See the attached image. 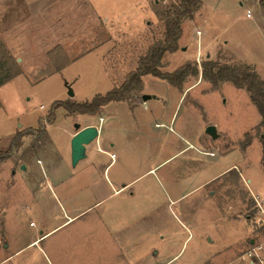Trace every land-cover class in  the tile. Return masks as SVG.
Instances as JSON below:
<instances>
[{"label": "rangeland", "instance_id": "1", "mask_svg": "<svg viewBox=\"0 0 264 264\" xmlns=\"http://www.w3.org/2000/svg\"><path fill=\"white\" fill-rule=\"evenodd\" d=\"M200 1L197 11L182 21L178 48L164 54L161 67L162 71L171 72L185 60L194 61L198 64V75L188 76L180 87L145 75L141 88L133 92L131 99H140L143 93L166 94L165 106L170 110L178 102V91L191 86L180 101L177 121L190 137H197L196 141H200V136L205 138L200 149L206 154L197 153L195 161L186 163L181 155L165 166L176 170L179 166L181 172L190 170V178L180 186L182 191L192 189L224 167L234 164L236 169L212 185L197 186L170 204L169 200L175 196L168 194L159 180L161 191L150 176L142 177L141 182L154 191L158 200V206L150 208L146 219L148 239H153V231L157 236L153 241L159 250V254L143 258L142 264H163L167 260L166 264H229L235 258L231 264H259L260 259L264 261V215L261 213V209L264 210V126L257 129L260 114L245 89L236 88L230 82H221L212 88L208 81L201 79L200 63L207 59L228 64L243 62L255 65L264 79V0H242L250 8L252 19L241 15L242 7L236 0ZM155 2L170 5L177 0L74 2L66 20L68 33L58 34L67 43L60 41L53 49L41 51L38 47H48L49 38L56 37L44 34L45 44L30 47V53L38 59L32 60L29 66L20 64L19 56L14 55L0 34L4 46L24 74L0 88L4 106L0 107V264H47L43 252L33 244L43 219L37 209L27 206L34 188L31 185L33 173L24 174L23 171L29 172L31 160L52 151L48 135L54 141L55 150H60L64 144L63 131L71 117L64 107L58 106L53 109V121L46 122L54 101L81 102L97 93H105L110 88L105 70L120 80L135 67L147 46L162 38L164 25L151 9ZM94 4L99 10L94 9ZM56 22L59 26L62 21L58 18ZM55 25L54 21L52 26ZM78 30L80 34L76 33ZM78 37L80 45L76 49ZM103 44L104 49L88 53ZM71 48L73 51L69 50ZM198 51L201 52L199 56ZM67 52L72 57L80 55V60L70 62ZM60 58L69 63L60 71L45 76L54 70L55 65L50 63ZM69 89L74 91L73 97L69 96ZM209 125L216 128L217 138L205 134ZM18 133H24L19 145L1 158ZM246 140L250 142L243 147ZM21 164L25 165L23 171ZM250 188L263 200L252 195ZM210 190L216 194H210ZM48 193L43 207L52 218L51 224L61 223L62 206ZM228 201L236 202V206L232 207ZM20 205L28 209L20 213ZM32 221L35 226H31ZM67 229L63 227L52 236L53 254L47 255L53 264H69V258L79 254L75 244L85 242L90 234L82 225L80 236L72 231L67 233ZM22 249L25 250L19 253ZM253 249L257 255L250 257V263L244 254ZM93 256V262L102 264L104 257ZM76 259V256L71 257L72 264Z\"/></svg>", "mask_w": 264, "mask_h": 264}, {"label": "crops", "instance_id": "2", "mask_svg": "<svg viewBox=\"0 0 264 264\" xmlns=\"http://www.w3.org/2000/svg\"><path fill=\"white\" fill-rule=\"evenodd\" d=\"M74 2L78 3L80 0H0V34L14 55L19 56L20 64L29 66L32 60L38 59L30 53V47L37 48L35 46L37 43L45 44L46 39L42 38L44 34L56 37L49 38L48 47H38L41 51L44 49L47 52L49 47L53 49L52 47L60 41L67 43L66 39L58 37V34L68 33L66 20L70 16L69 12L72 13ZM236 4L242 7L241 15L246 17V10L250 8L246 7L242 0H236ZM93 7L97 11L98 7L95 4ZM58 18L62 21L59 26L56 22ZM246 18L252 19L254 16L251 13V17ZM54 21L56 25L52 26ZM76 33L80 34V30ZM76 41L77 49L80 38H76ZM101 47L104 49L105 44L95 47L88 53ZM69 50L73 51V48ZM200 53L198 51L197 56ZM66 55L70 62L80 60V55L72 57L68 52ZM63 61V58H60L50 65H62ZM105 72L110 80V88L119 85L124 79V77L120 80L115 79V76L108 71L105 70ZM53 73L54 70L49 71L45 76ZM22 75L24 76L23 73ZM13 80L15 78L8 82ZM190 88L191 86H188L184 91H178V102L170 110L165 106L168 102L166 94L164 96L150 92L152 97L146 100L140 97V99L112 101L103 105L95 114L67 113L71 120L63 131L62 148L55 150V146L52 145L54 141L48 135L49 145L54 151L48 150L44 155L31 160L29 172L23 171L24 164L20 165L24 174L33 173L31 185L34 188L27 206L29 209H37L43 219L39 225L38 237L34 239L33 244L43 252L42 256L47 264H53L47 255L50 252L53 254L52 236L63 227L69 228L67 233L72 231L80 236L81 225L88 228L84 231L90 234L85 242L75 244L79 252L72 255L77 257L75 264H96L97 262L92 261L93 254L104 257L102 264H142V260L149 254L157 255L159 250L153 241L157 237L154 236L153 231L151 233L153 239H148V220L146 219L150 208L153 210L158 206V200L154 197V191L141 180L150 176L157 186L159 180L165 191L175 196L169 200L170 204L180 200L197 186L212 185L220 177L236 169L234 164L224 167L192 189L182 191L180 186L187 182V177L190 178V170L181 172L179 166L177 170L170 166L165 168L181 155L186 163L195 161L198 157L197 153L206 154L200 149L203 142L205 143V138L200 136V141H196L197 137H190L177 121L180 101ZM0 101L1 107H4L1 98ZM75 123L79 124V128L95 126L98 134L85 146V156L72 165L70 141L78 130L74 126ZM21 124L23 123H18V125ZM215 132L214 138H217L216 128ZM205 134L209 135L206 129ZM40 174L41 179H38ZM240 175L244 179L241 171ZM158 189L161 191V187ZM249 190L252 195L263 200L251 188ZM47 193L58 200L62 206L63 221L61 223L51 224L52 218L43 207ZM210 194L216 193L210 190ZM228 204L232 207L236 206V202L228 201ZM28 208L20 205V213ZM234 210L236 213V209ZM35 225L33 222L31 226ZM24 250L22 249L19 253ZM244 256H247L246 253ZM71 257L69 264L73 262ZM235 260L236 258L229 264Z\"/></svg>", "mask_w": 264, "mask_h": 264}, {"label": "trees", "instance_id": "3", "mask_svg": "<svg viewBox=\"0 0 264 264\" xmlns=\"http://www.w3.org/2000/svg\"><path fill=\"white\" fill-rule=\"evenodd\" d=\"M200 0H177V3L161 5L152 4V12L164 25L162 38L150 43L145 52L136 62L135 69L129 71L119 85H114L105 93H97L89 100L75 102L69 100H56L52 109L47 114L46 122L53 121V109L62 106L70 114H95L103 105L112 101L130 100L133 92L141 88L142 77L151 75L166 80L171 85L180 87L188 76H196L199 73L198 64L194 61H185L171 72L162 71V58L166 53H173L178 48V41L182 33V21L190 17L200 6ZM69 61L62 65H55L54 72L60 71ZM201 77L208 81L212 88L218 87L221 82H230L236 88L245 89L251 103L260 114L257 129L264 126V79L249 64L220 63L217 60L207 59L200 63ZM22 73L15 59L10 55L0 39V87ZM1 107V103H0ZM24 133H18L8 150L1 158L7 157L13 148L19 145V139ZM264 142V139H262ZM250 140L243 142L248 145Z\"/></svg>", "mask_w": 264, "mask_h": 264}, {"label": "water", "instance_id": "4", "mask_svg": "<svg viewBox=\"0 0 264 264\" xmlns=\"http://www.w3.org/2000/svg\"><path fill=\"white\" fill-rule=\"evenodd\" d=\"M69 96L73 95L71 89L68 90ZM152 97L150 94H143L142 99L146 100ZM75 128L78 129L76 133L72 136L70 141V154H71V163L72 165L85 156V146L90 143L93 139L96 138L98 130L95 126H86L79 128V124H74ZM206 132L212 137L216 136L215 128L212 125L207 126Z\"/></svg>", "mask_w": 264, "mask_h": 264}, {"label": "built area", "instance_id": "5", "mask_svg": "<svg viewBox=\"0 0 264 264\" xmlns=\"http://www.w3.org/2000/svg\"><path fill=\"white\" fill-rule=\"evenodd\" d=\"M246 17H251V11L250 10H246L245 13ZM261 213L264 215V210L261 209ZM247 257L250 259L251 256H255L257 255V253L255 252V249L250 250L246 253ZM250 262H252V260L250 259ZM259 264H264V261L262 259L259 260Z\"/></svg>", "mask_w": 264, "mask_h": 264}]
</instances>
